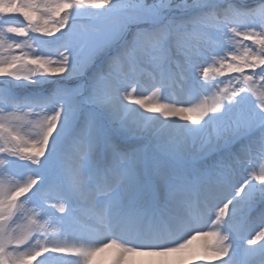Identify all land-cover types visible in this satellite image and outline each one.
I'll list each match as a JSON object with an SVG mask.
<instances>
[{"label":"snow or ice","instance_id":"6c2138e0","mask_svg":"<svg viewBox=\"0 0 264 264\" xmlns=\"http://www.w3.org/2000/svg\"><path fill=\"white\" fill-rule=\"evenodd\" d=\"M0 264H264V0H0Z\"/></svg>","mask_w":264,"mask_h":264},{"label":"bare ground","instance_id":"6f19581e","mask_svg":"<svg viewBox=\"0 0 264 264\" xmlns=\"http://www.w3.org/2000/svg\"><path fill=\"white\" fill-rule=\"evenodd\" d=\"M199 243H200V241H195V242H194V244H199Z\"/></svg>","mask_w":264,"mask_h":264}]
</instances>
